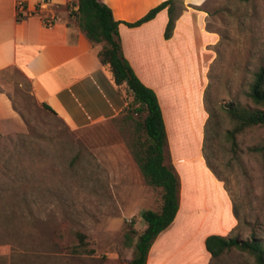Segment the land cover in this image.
I'll return each mask as SVG.
<instances>
[{
	"label": "rangeland",
	"instance_id": "rangeland-1",
	"mask_svg": "<svg viewBox=\"0 0 264 264\" xmlns=\"http://www.w3.org/2000/svg\"><path fill=\"white\" fill-rule=\"evenodd\" d=\"M184 5L204 10L206 29L219 38L212 62L202 66L212 57L201 51L204 38L194 24L189 65L180 69L191 78L200 120L201 98L212 115L208 127L194 117L183 140L190 144L186 155L204 148L211 128L207 154L238 213L230 236L264 240V152H251L264 148V128L239 137L238 155L226 136L234 126L227 105L251 103L246 93L264 65V0H184ZM179 88L182 93L184 86ZM174 92L179 94L178 87ZM130 133L121 117L72 131L36 100L26 75L16 69L0 72V264H129L147 226L142 213L162 205L161 193L145 183L137 166L138 172L130 168ZM115 155L128 172L116 168ZM81 234L87 246L80 250H94L93 256L72 254ZM215 264L255 262L235 250Z\"/></svg>",
	"mask_w": 264,
	"mask_h": 264
},
{
	"label": "crops",
	"instance_id": "crops-1",
	"mask_svg": "<svg viewBox=\"0 0 264 264\" xmlns=\"http://www.w3.org/2000/svg\"><path fill=\"white\" fill-rule=\"evenodd\" d=\"M19 1L25 2L27 12H34L43 0H0V72L16 69L26 75L36 100L51 107L72 131L120 117L126 105V92L124 89L123 94L119 92L110 70L102 65L99 58L102 46L91 43L70 16L69 5L77 9L74 2L48 0L40 15L25 17L18 13ZM165 1L168 0H100L112 9L114 18L122 22L120 38L125 58L159 99L168 136V162L180 178L178 214L154 242L147 264H211L207 238L230 236L238 220L225 184L208 167L203 149L196 156L186 155L190 144L183 140L189 138L186 134L190 133L194 117L196 123L200 117L196 101L191 99V78L183 77L180 69L189 65L194 24L204 38L201 51L212 57L207 60L210 62L203 61L202 66L212 62L215 57L212 48L219 38L206 29L205 11L191 7L177 21L169 40L165 38L169 22L167 9L141 26L127 25L136 23ZM189 1L198 4L203 0ZM50 16H57L59 20L47 27L42 19ZM185 80L188 85L183 84ZM180 85L184 86L182 93ZM177 87L179 94L174 92ZM205 87L204 84L200 91L202 96ZM199 106L203 126L210 115L203 98ZM112 157L116 168L125 172L120 157ZM128 163L138 172L133 159ZM109 255V258L114 257V254Z\"/></svg>",
	"mask_w": 264,
	"mask_h": 264
},
{
	"label": "trees",
	"instance_id": "trees-1",
	"mask_svg": "<svg viewBox=\"0 0 264 264\" xmlns=\"http://www.w3.org/2000/svg\"><path fill=\"white\" fill-rule=\"evenodd\" d=\"M239 1L250 2L252 0ZM71 2H74V7L77 9L74 10L69 5L70 16L77 22L91 43L102 46L99 53L102 65L110 70L119 92L123 94L122 90L125 89L126 105L120 117L131 130L127 147L145 183L161 193L160 210H147L142 213L147 227L138 234L134 256L129 262V264H147L154 242L174 222L180 208V178L174 166L168 162L166 154L168 136L162 109L156 93L140 80L125 58L120 38L122 22L114 18L112 9L100 0H71ZM166 9L169 14V22L165 38L169 40L174 34L177 21L186 9L184 0L165 1L136 23H127V25L129 27L141 26L156 18L161 11ZM246 94L251 103L242 105L231 102L226 107L227 113L234 123L233 128L227 131L226 136L231 143V151L235 155L240 152L238 142L240 136L252 129L264 128V65L255 73L254 80L250 83ZM42 107L58 117L48 105L42 104ZM211 118L212 115L207 122V127L210 126ZM211 132L210 128L205 136L204 156L208 167L220 181H224L207 154V141ZM254 151L264 152V148L251 150V152ZM23 201L28 202L27 195L23 196ZM234 213L238 219L235 207ZM131 233L137 234L134 230ZM79 240L80 245L72 249V254L93 256L94 250H80L81 247L87 246L86 236L79 235ZM206 249L212 256L211 264H215L235 250L253 258L255 264H264V240L256 235H252L247 240L241 239L239 236L212 235L206 240Z\"/></svg>",
	"mask_w": 264,
	"mask_h": 264
},
{
	"label": "built area",
	"instance_id": "built-area-1",
	"mask_svg": "<svg viewBox=\"0 0 264 264\" xmlns=\"http://www.w3.org/2000/svg\"><path fill=\"white\" fill-rule=\"evenodd\" d=\"M48 3H49L48 0H43L42 3H40V5H39L37 10H35L34 12H27V6H26L25 2L19 1L18 4H17L18 13H19L20 16H25V17H31V16H34V15H40V11ZM58 20H59V18L57 16L45 17V18L42 19L43 24L45 26H47V27H52L54 24H56V22Z\"/></svg>",
	"mask_w": 264,
	"mask_h": 264
}]
</instances>
